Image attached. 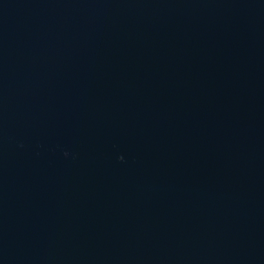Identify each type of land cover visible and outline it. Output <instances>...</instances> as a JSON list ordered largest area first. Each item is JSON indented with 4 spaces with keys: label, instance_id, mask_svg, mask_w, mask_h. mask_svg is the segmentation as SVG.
Listing matches in <instances>:
<instances>
[{
    "label": "water",
    "instance_id": "95a60500",
    "mask_svg": "<svg viewBox=\"0 0 264 264\" xmlns=\"http://www.w3.org/2000/svg\"><path fill=\"white\" fill-rule=\"evenodd\" d=\"M0 264H264V0H0Z\"/></svg>",
    "mask_w": 264,
    "mask_h": 264
}]
</instances>
